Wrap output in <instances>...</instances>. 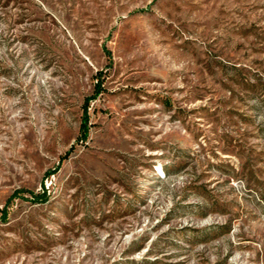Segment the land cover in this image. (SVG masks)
<instances>
[{
	"label": "rangeland",
	"instance_id": "rangeland-1",
	"mask_svg": "<svg viewBox=\"0 0 264 264\" xmlns=\"http://www.w3.org/2000/svg\"><path fill=\"white\" fill-rule=\"evenodd\" d=\"M0 264H264V0H0Z\"/></svg>",
	"mask_w": 264,
	"mask_h": 264
},
{
	"label": "trees",
	"instance_id": "trees-1",
	"mask_svg": "<svg viewBox=\"0 0 264 264\" xmlns=\"http://www.w3.org/2000/svg\"><path fill=\"white\" fill-rule=\"evenodd\" d=\"M97 92H99V91H97ZM34 199H36V200H44L45 201V200L48 199L47 193L46 192H45V194L37 193V194H35Z\"/></svg>",
	"mask_w": 264,
	"mask_h": 264
}]
</instances>
